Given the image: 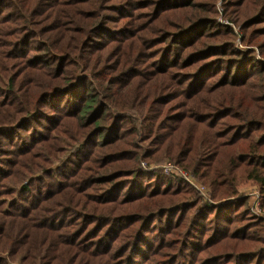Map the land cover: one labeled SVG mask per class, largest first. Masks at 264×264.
<instances>
[{"label":"trees","instance_id":"obj_1","mask_svg":"<svg viewBox=\"0 0 264 264\" xmlns=\"http://www.w3.org/2000/svg\"><path fill=\"white\" fill-rule=\"evenodd\" d=\"M221 2L246 48L216 0H0V264H264V0Z\"/></svg>","mask_w":264,"mask_h":264},{"label":"built area","instance_id":"obj_2","mask_svg":"<svg viewBox=\"0 0 264 264\" xmlns=\"http://www.w3.org/2000/svg\"><path fill=\"white\" fill-rule=\"evenodd\" d=\"M141 167L147 171H156L167 177L179 179L190 186L202 201L212 202L210 190L205 185H203L195 175L188 171H185L170 163L161 165H147L146 163H141ZM254 194H256V192H254ZM253 207L254 212L258 215L257 217L264 219V215L262 214V210L260 208L261 206L259 204V199L253 203Z\"/></svg>","mask_w":264,"mask_h":264},{"label":"rangeland","instance_id":"obj_3","mask_svg":"<svg viewBox=\"0 0 264 264\" xmlns=\"http://www.w3.org/2000/svg\"><path fill=\"white\" fill-rule=\"evenodd\" d=\"M215 5H216V18L215 19L218 22V24L221 25V26L229 25V27H231L232 30H233V39H234L235 43L237 44V47L240 48V49L246 48L241 43L242 31H241L240 26H238L236 24H232L231 22L228 23L229 21L224 18V10H223V6H222L221 0H216ZM141 163H146V162L141 161L140 164ZM165 163L166 162H162V164H165ZM148 165H161V163L160 164H158V163H154L153 164L152 163V164H148ZM240 190H241L240 194L242 196L249 197V200H250V212H251V214L253 216L257 217L258 215L254 212V207H253V203L255 201H258V199L260 198V195H259V192H258V189H257V184L254 183V182L248 183L247 185L243 186ZM254 192H256V194H254ZM256 197H258V198H256ZM259 204H260V200H259ZM260 208L262 210V214L264 215V209L262 207H260ZM257 218H259V217H257Z\"/></svg>","mask_w":264,"mask_h":264}]
</instances>
